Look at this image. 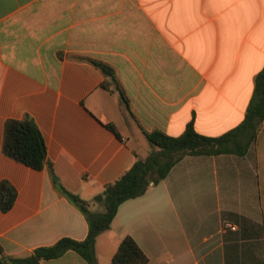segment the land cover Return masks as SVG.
Instances as JSON below:
<instances>
[{
  "label": "crops",
  "instance_id": "1",
  "mask_svg": "<svg viewBox=\"0 0 264 264\" xmlns=\"http://www.w3.org/2000/svg\"><path fill=\"white\" fill-rule=\"evenodd\" d=\"M92 60L113 69L128 107ZM263 68L264 0H0V183L17 191L0 210V249L26 257L85 240L86 218L57 184L92 201L152 152L144 131L178 137L192 123L224 135ZM26 117L55 176L4 154L6 122ZM127 236L148 264H264V121L244 157L186 156L124 202L96 264H111ZM40 264L89 263L68 251Z\"/></svg>",
  "mask_w": 264,
  "mask_h": 264
},
{
  "label": "trees",
  "instance_id": "2",
  "mask_svg": "<svg viewBox=\"0 0 264 264\" xmlns=\"http://www.w3.org/2000/svg\"><path fill=\"white\" fill-rule=\"evenodd\" d=\"M103 74L110 78L120 92L121 99L128 107V99L120 88L114 71L100 61H91ZM264 121V68L255 78V89L242 123L219 137L199 134L192 123L184 133L172 137L155 130L144 131V135L154 147L145 159L138 158L133 167L115 182L108 184L104 191L92 201L82 199L78 194L68 191L57 184L59 192L78 208L85 216L89 231L85 240L62 238L52 246L36 248L26 257H14L0 249V264H40L42 261L62 257L68 251L79 254L89 264H96L95 246L97 238L111 229L120 206L131 199L146 193L152 184L164 180L172 169L186 156L236 155L244 157L256 142ZM106 127L119 139L122 136L113 123ZM3 151L11 159L35 170L48 168L55 176L52 163L48 161L44 137L34 120L26 117L22 120L10 119L5 125ZM17 198V191L9 181L0 183V210L9 212ZM92 206H98L93 210ZM149 260L136 241L127 236L121 242L111 264H148Z\"/></svg>",
  "mask_w": 264,
  "mask_h": 264
},
{
  "label": "built area",
  "instance_id": "3",
  "mask_svg": "<svg viewBox=\"0 0 264 264\" xmlns=\"http://www.w3.org/2000/svg\"><path fill=\"white\" fill-rule=\"evenodd\" d=\"M236 227L232 226V229H235Z\"/></svg>",
  "mask_w": 264,
  "mask_h": 264
},
{
  "label": "water",
  "instance_id": "4",
  "mask_svg": "<svg viewBox=\"0 0 264 264\" xmlns=\"http://www.w3.org/2000/svg\"><path fill=\"white\" fill-rule=\"evenodd\" d=\"M55 181H58V178H55Z\"/></svg>",
  "mask_w": 264,
  "mask_h": 264
},
{
  "label": "rangeland",
  "instance_id": "5",
  "mask_svg": "<svg viewBox=\"0 0 264 264\" xmlns=\"http://www.w3.org/2000/svg\"><path fill=\"white\" fill-rule=\"evenodd\" d=\"M154 148V147H153Z\"/></svg>",
  "mask_w": 264,
  "mask_h": 264
}]
</instances>
